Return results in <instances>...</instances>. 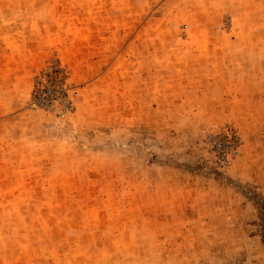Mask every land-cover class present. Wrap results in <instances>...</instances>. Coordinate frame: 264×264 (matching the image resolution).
<instances>
[{"label": "rangeland", "instance_id": "rangeland-1", "mask_svg": "<svg viewBox=\"0 0 264 264\" xmlns=\"http://www.w3.org/2000/svg\"><path fill=\"white\" fill-rule=\"evenodd\" d=\"M0 264H264V0H0Z\"/></svg>", "mask_w": 264, "mask_h": 264}]
</instances>
